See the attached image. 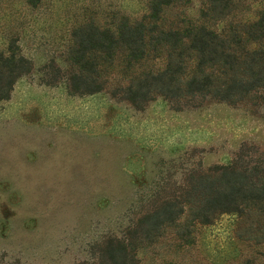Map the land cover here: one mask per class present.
Wrapping results in <instances>:
<instances>
[{
	"label": "rangeland",
	"instance_id": "rangeland-1",
	"mask_svg": "<svg viewBox=\"0 0 264 264\" xmlns=\"http://www.w3.org/2000/svg\"><path fill=\"white\" fill-rule=\"evenodd\" d=\"M147 1L0 0V52L13 40L33 63L0 99V264H76L136 221L148 189L162 186L164 194L192 166L264 151V91L235 104L203 99L180 109L156 96L140 110L106 92H66L73 27L136 17ZM199 2L166 17L193 16ZM257 7L244 2L239 10ZM239 233L236 215L223 214L195 225L191 243L168 229L141 244L139 256L142 264H264V241Z\"/></svg>",
	"mask_w": 264,
	"mask_h": 264
},
{
	"label": "trees",
	"instance_id": "trees-1",
	"mask_svg": "<svg viewBox=\"0 0 264 264\" xmlns=\"http://www.w3.org/2000/svg\"><path fill=\"white\" fill-rule=\"evenodd\" d=\"M190 1L148 0L140 15L123 14L117 24L102 28L84 20L74 26L66 92H106L137 110L156 96L174 109L203 99L253 100L264 91V0H200L195 15L183 10L166 17L169 9ZM244 2L259 7L241 13ZM220 21L226 25L216 30ZM32 67L10 41L0 52V99L8 98L16 79ZM178 185L164 194L162 186L144 192L136 221L119 235L103 237L91 256L76 264H142L141 244L155 242L168 229L191 243L195 225L211 224L223 214L236 215L245 234L240 235L264 241V151H237L227 164L192 166Z\"/></svg>",
	"mask_w": 264,
	"mask_h": 264
}]
</instances>
